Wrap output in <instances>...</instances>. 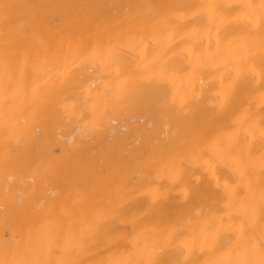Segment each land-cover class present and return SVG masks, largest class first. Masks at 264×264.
Segmentation results:
<instances>
[{"label": "snow or ice", "instance_id": "obj_1", "mask_svg": "<svg viewBox=\"0 0 264 264\" xmlns=\"http://www.w3.org/2000/svg\"><path fill=\"white\" fill-rule=\"evenodd\" d=\"M51 7L0 0L5 223L22 208L0 264H83L94 250L95 264H264V156L257 188L241 148L264 146V0L127 5L115 23L86 12L85 31L69 12L56 34ZM172 57L207 90L170 100ZM145 102L171 135L154 126L130 161L109 163L114 147L97 167L89 145Z\"/></svg>", "mask_w": 264, "mask_h": 264}, {"label": "bare ground", "instance_id": "obj_2", "mask_svg": "<svg viewBox=\"0 0 264 264\" xmlns=\"http://www.w3.org/2000/svg\"><path fill=\"white\" fill-rule=\"evenodd\" d=\"M17 2L53 6L46 10L47 19L44 23V30L48 33L56 34L64 31L66 27V17L69 12L77 19L81 30L85 31L90 27L85 16L86 12L97 14L107 22L115 23L118 17L122 15L124 6L127 5L196 2V0H17ZM223 2H228V0H223ZM65 5H91L94 7L87 10L56 7ZM168 63L172 69L171 79L168 81L167 85L168 97L170 100L175 97L176 101L179 103L182 99L194 93L199 94L201 89L207 90V76L203 78L202 83L199 74L194 75L190 71H186L187 63L183 60V57H172ZM256 111L259 113L258 105L256 106ZM154 126L162 141L166 134L171 135L172 127L166 128L165 123L159 120L157 116L155 104L150 102L143 103L131 114H116L115 123L109 128L106 134L89 145L86 153L87 158L94 161L97 167H107V164H105V157L115 147L117 148L115 160L110 158L108 162L112 163L114 166L116 164L127 163L130 161L133 154L141 151L145 147L146 133L153 129ZM241 148L246 155L249 148H251V159L255 167H251L249 172L253 179L257 180L256 187L258 188V177L260 174L259 162L261 156H264V146L261 145L258 139L252 140V138L249 137L247 142L243 141V138H241ZM2 150L3 144L0 142V151ZM4 185L5 177L2 166H0V198L3 196ZM55 188V185H50V191H54ZM172 196L178 198L179 190L174 191ZM52 198L51 196L49 197V199ZM55 198L59 199L60 197L57 196ZM218 207L222 208L223 203ZM21 210L22 208L20 207H17L15 210H10L7 214L8 223H5V213L0 210V241H2L6 235H12V229L17 224L16 215ZM212 214H220L216 212L215 206ZM144 227L151 228L152 225L146 223ZM128 246L129 248L132 247L131 242H129ZM100 247L102 250L104 245L101 244ZM99 258L100 257L95 254V250L93 252L82 253L78 257L83 264H95V261Z\"/></svg>", "mask_w": 264, "mask_h": 264}]
</instances>
